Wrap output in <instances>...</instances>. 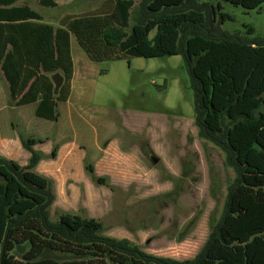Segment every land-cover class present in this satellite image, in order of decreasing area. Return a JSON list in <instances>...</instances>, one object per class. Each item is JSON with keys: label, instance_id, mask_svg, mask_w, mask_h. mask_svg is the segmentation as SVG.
Returning <instances> with one entry per match:
<instances>
[{"label": "rangeland", "instance_id": "obj_1", "mask_svg": "<svg viewBox=\"0 0 264 264\" xmlns=\"http://www.w3.org/2000/svg\"><path fill=\"white\" fill-rule=\"evenodd\" d=\"M141 1L66 0L60 10L61 16L81 15L106 11L117 3L129 14L123 28L129 43ZM199 2L216 6L217 22L226 15L224 30L245 33L251 27L252 36L264 35V3L246 10L222 0ZM35 8L45 19L60 11ZM191 41L228 69L230 94L256 83L246 101L247 111L264 103V89L258 86L264 70L253 82L255 61L264 60V47L203 38ZM71 52L76 71L82 72L81 93L58 104L56 121L38 119L41 134L21 136L37 141L34 149L43 158L35 170L53 182L50 219L57 221L63 214L94 218L102 223L103 234L127 239L148 254L194 259L221 218L236 173L226 153L200 135L183 56L133 55L93 62L75 37ZM207 119L223 129L217 115L208 113ZM15 129L23 134L21 128ZM54 149L56 157H51ZM30 157H19L17 162L26 166ZM152 157L159 162L153 164Z\"/></svg>", "mask_w": 264, "mask_h": 264}, {"label": "trees", "instance_id": "obj_2", "mask_svg": "<svg viewBox=\"0 0 264 264\" xmlns=\"http://www.w3.org/2000/svg\"><path fill=\"white\" fill-rule=\"evenodd\" d=\"M16 1L0 0V65L17 106L33 104L37 117L58 119V104L67 102L72 92V37L93 62L181 55L200 135L226 153L236 179L218 224L196 257L182 261L159 257L127 239L106 236L102 223L94 218L63 214L52 221L53 182L35 170L43 158L33 148L37 141L22 138L31 154L26 166L0 156V264H264V103L247 111L246 101L256 83L230 94L228 69L191 41L203 38L261 48L264 35L252 36L251 27L245 33L224 30L226 15L217 22L216 6L208 2L142 0L128 43L123 28L129 14L117 7L105 13L68 15L66 23L54 29L31 22L41 20V15L27 5L14 6ZM37 1L56 6L54 0ZM222 1L246 10L264 3ZM255 63L253 82L264 70V60ZM54 73L64 78L58 91ZM258 86L264 89V73ZM208 113L220 118L223 129L212 126ZM56 153L54 149L51 157Z\"/></svg>", "mask_w": 264, "mask_h": 264}, {"label": "crops", "instance_id": "obj_3", "mask_svg": "<svg viewBox=\"0 0 264 264\" xmlns=\"http://www.w3.org/2000/svg\"><path fill=\"white\" fill-rule=\"evenodd\" d=\"M18 0L14 4V6H24L27 5L32 10L38 12L35 10L36 6H41L43 8H49V9H61V7L64 5V1L66 0H54L56 3L55 7H46L41 5L37 0ZM117 7V3H114L112 8L106 10V11H94L93 13H105V12H111ZM62 10L59 11L57 14H48V16L45 19V16H43L40 12H38L41 15V20H33L31 22L37 23V24H47L54 27V29L62 27L66 23V18L68 15L71 14H65L61 16ZM89 13V12H87ZM92 13V12H90ZM86 14V12L82 13ZM79 15V14H78ZM73 39V37H72ZM72 39H71V48H72ZM74 60V75L71 81L72 86V92L71 96L69 98V101L73 98L74 95H78L80 92L79 88V81L80 77L82 75V72L78 73L76 71V61ZM4 79V82H3ZM0 80L5 84L3 87H0V155L5 156L7 158L13 159L18 161L19 157H23L24 159H28L30 157L29 151L24 149V146L22 144L21 136H34L36 134H41V125L42 123L39 122V118L35 115L34 112V105H23V106H17L16 101H14L11 97V91H10V85L7 81V78L5 77L4 71L0 65ZM8 88V91H7ZM9 92V96L7 94ZM8 96L9 98H7ZM7 98V101H6ZM12 102V103H11ZM58 109V106H57ZM45 120V119H43ZM15 128H21V132L23 134H19L18 131H16ZM37 145V144H35ZM34 147L35 149H38L37 147ZM42 149V148H41ZM46 152V150H44ZM25 153V156H23ZM47 153V152H46ZM62 153V149L59 151V154ZM18 157V158H17ZM41 162V161H40ZM19 163V162H18ZM20 164V163H19ZM40 164V163H39ZM38 164V166H39ZM22 165V164H20ZM37 166V167H38ZM36 167V168H37Z\"/></svg>", "mask_w": 264, "mask_h": 264}, {"label": "water", "instance_id": "obj_4", "mask_svg": "<svg viewBox=\"0 0 264 264\" xmlns=\"http://www.w3.org/2000/svg\"><path fill=\"white\" fill-rule=\"evenodd\" d=\"M53 82L55 84L56 90L58 91L64 82V78L59 73H56L53 76ZM151 160L153 164H157L159 162V158L157 157H152Z\"/></svg>", "mask_w": 264, "mask_h": 264}]
</instances>
